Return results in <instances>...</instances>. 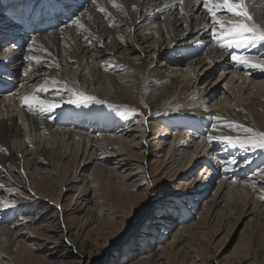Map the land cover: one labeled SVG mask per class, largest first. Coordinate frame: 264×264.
<instances>
[{
    "label": "rangeland",
    "instance_id": "1",
    "mask_svg": "<svg viewBox=\"0 0 264 264\" xmlns=\"http://www.w3.org/2000/svg\"><path fill=\"white\" fill-rule=\"evenodd\" d=\"M204 17L213 28L208 13ZM232 50L264 57V46ZM232 55L224 60L231 65L225 77L216 71L198 80L215 88L207 106L217 103L234 115L229 118L239 126L234 132L229 124H216L213 115H201V128L177 114L149 119L145 85L132 88L131 105L88 101L64 108L52 124L70 130L71 139L69 133L59 141L37 135L25 147L27 157L36 160L26 176L15 167L0 169V219L7 218L0 223V264H264V149L208 140L210 135L243 139L245 127L264 132V94L250 91L264 82V73L237 66ZM184 56L167 61L151 51L140 60L183 84L188 62L197 59ZM23 60L21 70L30 64ZM202 62L209 66V60ZM229 72L250 85L241 90L236 81L227 87ZM73 137L84 143L73 144ZM194 142L202 148L197 157L190 156ZM194 158L197 164L190 162Z\"/></svg>",
    "mask_w": 264,
    "mask_h": 264
},
{
    "label": "bare ground",
    "instance_id": "2",
    "mask_svg": "<svg viewBox=\"0 0 264 264\" xmlns=\"http://www.w3.org/2000/svg\"><path fill=\"white\" fill-rule=\"evenodd\" d=\"M4 2L8 3L6 6L0 4V42L7 43L5 41L6 34L13 36L14 41H11L10 46L1 51L0 79L5 80V77H8V83H12L14 86L9 90L6 88L0 93V147L6 149V151L0 152L1 170L15 167L23 173L21 177L26 176L25 170L33 168L36 160L27 157L28 150L25 147L32 143L33 138L37 135H44L48 139H52L54 136V139L59 141L61 137L65 138L69 133L68 137L71 139L73 133L70 130L68 132V129H58L52 124L58 115L65 112L64 108L74 105L65 102L71 95L64 88L65 84L73 92L94 97L96 100H101L102 103L104 101L112 102L116 104V107L117 104L131 105L132 88L145 85L148 91L146 99L150 113L149 119L158 117L162 120L169 118L172 114H177L181 118H185L183 120L198 124L201 128L202 122L199 121L201 115H213L216 124H229L227 126L229 131L239 130V126L230 123L229 118L234 115L229 113V110L220 108L217 103L212 105L213 108L206 105L207 97L211 96L215 88L202 85L204 77L206 78L216 71L219 72V78L225 77V74L228 73L226 71L231 69V65H228L224 60L236 51L233 52L232 48H221L219 41L213 39L211 20L210 18V21L208 20L210 23L205 20L204 13L206 14L207 11L203 7L202 0H183L182 4L181 0H96L95 5L91 3V0H49L54 8L60 9V13L65 10L69 16H62L63 18L57 23L55 21L54 24L55 12L51 15L48 12L49 17L45 18L47 20L42 23L40 28L35 25L30 28L32 22L30 18H33L34 11L29 9L28 14L26 13L28 0H4ZM37 2L41 9L47 4L44 0H37ZM247 3L254 20L264 23V0H247ZM111 4L121 7L111 10ZM98 8H102L104 11H99ZM43 11L45 10L43 9ZM75 15V19L79 17L82 27L74 25L71 21L70 24L61 28L60 25L68 23ZM21 23L23 25L20 26ZM27 26H29L28 29ZM54 28L59 31L47 35V32ZM192 35L195 38L186 42L185 40ZM199 43L200 46H198ZM230 50L231 54L228 55ZM42 51L44 53L41 55ZM151 51L163 55L167 61H170L169 57L174 54H183L185 55L184 59H187V56H197V59L193 58L188 62L186 68L189 73L186 75L184 83L181 84L176 82L178 80L175 78H167V75H163L159 66L152 68V62L140 60L142 56ZM202 52H205L204 56H200ZM30 57L32 59H29ZM25 58L29 60L30 64L22 67L21 70L20 63ZM217 59L221 61L219 60V62ZM204 60L205 62L209 60L208 64L212 67L204 64L202 62ZM174 70L179 73L176 69ZM229 73L227 87L236 81H239L237 87L241 90L242 87L245 88L243 86L245 83L250 85L249 82L242 79L239 73ZM200 77H203L202 81L198 80ZM45 80H55L59 84H49L50 90L46 94L40 93L39 95L48 101L60 103V107L49 113L30 112L26 107H22L20 97L33 94L34 90ZM129 80H132L133 84ZM200 83L202 87L199 89L197 85ZM190 84L191 86L194 84L191 89L188 88ZM55 89H59V91ZM250 91L255 95L258 93L259 96L263 95L264 82L253 86ZM168 92H172V94L166 98ZM95 99L90 102H96ZM202 107L207 110L203 111ZM193 123H188L187 126L193 125ZM91 138V136H87L84 140L86 146L90 144ZM104 139L106 142L104 145L110 146L111 143L107 142L106 136ZM73 140L77 141L73 144L83 142L82 139V141L77 140L76 137H73ZM97 143L99 144V142ZM187 146L186 142L184 147L187 149ZM194 146L190 156L194 157L196 153L201 155L200 143L194 142ZM105 150L108 151L107 148ZM198 150L199 152H197ZM19 153L21 156L18 155ZM212 155L215 164L217 157ZM190 160L197 164L196 158ZM240 186L238 188L241 190L245 188L243 185ZM203 191L199 193H203ZM216 203L217 200L209 206L210 214L214 213L213 205ZM217 213L219 214L218 210L215 215ZM6 219L5 217L1 218L0 223L7 222ZM2 230L7 232L5 228ZM152 259L154 256L149 257V260Z\"/></svg>",
    "mask_w": 264,
    "mask_h": 264
},
{
    "label": "snow or ice",
    "instance_id": "3",
    "mask_svg": "<svg viewBox=\"0 0 264 264\" xmlns=\"http://www.w3.org/2000/svg\"><path fill=\"white\" fill-rule=\"evenodd\" d=\"M91 3L95 5L96 0H91ZM182 3L183 0H181ZM202 3L212 21L213 39L219 41L221 48L248 49L264 46V23H258L254 20L253 15L249 12L247 0H202ZM113 7L121 6L113 4ZM98 10L104 11L102 8H98ZM222 16H227L228 19L224 20ZM72 23L82 27L79 17L74 19ZM217 26H219V31H217ZM29 59H32V57ZM232 60L239 67L258 70L264 73V57L234 54L232 55ZM49 84L57 85L59 82L45 80L42 85L34 90L33 94L20 97L21 106L26 107L30 112L39 111L41 113H49L55 111V109L60 107V103L48 101L39 95L40 93L46 94L50 90ZM64 88L71 93L67 101H65L66 103L79 107L81 104H86L88 101L95 99L94 97L85 96L83 93L73 92L66 84ZM55 90L59 91V89ZM96 102L100 103L101 101ZM243 132L248 134L243 139L231 136L215 138L209 136L208 140L211 142L213 139H220L230 144L238 142L241 147L247 146L253 149H264V132L256 133L254 129L246 127L243 128ZM3 151H6V149L0 147V152Z\"/></svg>",
    "mask_w": 264,
    "mask_h": 264
}]
</instances>
